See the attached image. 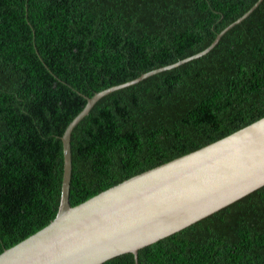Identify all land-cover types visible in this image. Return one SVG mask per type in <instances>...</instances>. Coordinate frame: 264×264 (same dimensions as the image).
Wrapping results in <instances>:
<instances>
[{
	"label": "trees",
	"instance_id": "16d2710c",
	"mask_svg": "<svg viewBox=\"0 0 264 264\" xmlns=\"http://www.w3.org/2000/svg\"><path fill=\"white\" fill-rule=\"evenodd\" d=\"M257 1L0 0V254L54 220L87 99L202 52ZM263 117L264 0L206 55L93 106L71 133L70 205ZM136 264H264V187Z\"/></svg>",
	"mask_w": 264,
	"mask_h": 264
},
{
	"label": "water",
	"instance_id": "95a60500",
	"mask_svg": "<svg viewBox=\"0 0 264 264\" xmlns=\"http://www.w3.org/2000/svg\"><path fill=\"white\" fill-rule=\"evenodd\" d=\"M196 55L110 87L87 99L62 137L63 174L56 215L46 227L0 254V264H103L138 251L205 219L264 187V117L198 150L135 175L71 206L70 139L103 97L206 55L232 27Z\"/></svg>",
	"mask_w": 264,
	"mask_h": 264
},
{
	"label": "bare ground",
	"instance_id": "6f19581e",
	"mask_svg": "<svg viewBox=\"0 0 264 264\" xmlns=\"http://www.w3.org/2000/svg\"><path fill=\"white\" fill-rule=\"evenodd\" d=\"M70 142H71V139H70ZM70 147H71V146H70ZM160 241H161V240H160ZM158 242H159V241H158ZM156 243H157V242H156ZM147 247H148V246H147ZM139 251H140V250H139ZM139 251H138V252H139ZM124 255H125V254H124ZM137 256H138V255H137Z\"/></svg>",
	"mask_w": 264,
	"mask_h": 264
},
{
	"label": "rangeland",
	"instance_id": "374dc122",
	"mask_svg": "<svg viewBox=\"0 0 264 264\" xmlns=\"http://www.w3.org/2000/svg\"><path fill=\"white\" fill-rule=\"evenodd\" d=\"M127 83V82H126ZM125 84V83H124Z\"/></svg>",
	"mask_w": 264,
	"mask_h": 264
}]
</instances>
